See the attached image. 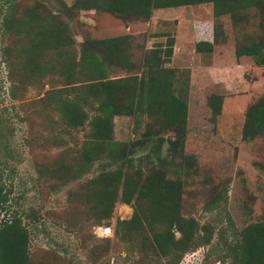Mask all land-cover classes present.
<instances>
[{"label": "rangeland", "instance_id": "rangeland-1", "mask_svg": "<svg viewBox=\"0 0 264 264\" xmlns=\"http://www.w3.org/2000/svg\"><path fill=\"white\" fill-rule=\"evenodd\" d=\"M72 1L0 0V169L10 189V209L27 229L26 264H170L180 251L175 264H222L219 258L237 232L264 220V135L244 141L240 134L245 108L264 92V65L233 53L243 38L264 35V26L257 25L252 9L244 23L232 24L227 14L213 18L210 3L155 10L151 19L134 20L103 11L73 12L68 9ZM215 24L221 37L212 51L195 52L194 43L211 38ZM45 32L51 37L44 39ZM116 36H125L119 42L120 64L98 44ZM166 39L172 40L173 58L162 66L174 70L172 89L182 91L186 104L182 143L170 145L173 131L159 114H142L133 126L127 85L109 119L110 139L128 143L129 170L139 167L142 178L151 166L161 167L166 178L178 177L177 213L197 223V242H178L172 254L162 255L146 224H116L130 219L132 202L116 200L109 219H100L105 193L102 199L93 194L109 184L103 180L86 187V181L115 165L104 155L113 150L93 137L91 124L101 116L97 108L107 94L99 81L125 77L126 84L133 83V75H145L148 53L162 49ZM213 94L221 96L215 116L208 106ZM71 103L82 112L79 124L67 113ZM149 133L160 134L159 146ZM88 154L96 157L89 162ZM183 157L193 165L177 171ZM84 165L87 172L79 169ZM144 212L153 229L156 220ZM101 226H109L111 235L102 236ZM204 234L207 243L200 240ZM179 237L174 230L173 239Z\"/></svg>", "mask_w": 264, "mask_h": 264}, {"label": "trees", "instance_id": "trees-1", "mask_svg": "<svg viewBox=\"0 0 264 264\" xmlns=\"http://www.w3.org/2000/svg\"><path fill=\"white\" fill-rule=\"evenodd\" d=\"M10 0H6L8 2ZM210 3V11L213 18L227 14L231 23L238 24L247 22L246 12L253 10L254 16L257 18V25L264 26V0H73L68 9L73 12L80 10L103 11L120 18L147 20L152 9L155 8H172L178 6L198 5ZM221 29L215 24L211 30V38L197 40L194 43L195 52H211L213 45L218 41ZM45 34L43 38L45 39ZM42 35L40 33L37 38ZM56 35V34H55ZM51 36L46 34V37ZM220 36V37H219ZM55 38V37H54ZM125 36L106 37L98 40V44L102 47L107 57H112L120 64L123 57L120 58L121 48L119 42ZM244 41L234 45V56H247L251 58L255 65H264V35H260L257 39H251L247 36ZM165 46L150 51L146 57V73H140L132 76L133 83L126 84L127 78H115L99 81L101 85L106 87V100L102 101L97 108L101 116L93 118L92 127L93 137L96 141L103 140L107 146L111 148L112 153L104 154L114 162L112 169L100 171L93 178L86 181V187L90 184L101 183L103 180L109 184L104 185L105 191H101V186L96 191L99 193L94 196L102 199L101 193H105V206L100 215V219L108 220L112 204L119 200L123 203L134 205V211L130 219H120L116 222L119 227H140L147 225L151 233L152 244L157 252L162 255L171 253V250L177 248L178 242L187 245L197 242L193 239L196 232L197 223L192 219H183L177 213V204L180 198L179 183L177 178H166V169L161 167H150L149 173L140 178L141 170L139 167L131 166V156L128 143H117L110 139L111 125L110 116L112 108L116 103L115 100L121 96L123 90L128 86L130 89V104L128 110L134 116V127L137 126V119L140 115L153 118L155 114L163 116L164 125L173 131V138L170 145L178 142L182 143L185 135L186 124V104L182 91L174 93L173 75L174 70L171 67H163L162 63L167 62L171 55L172 40L166 39ZM42 44V36L41 43ZM83 45H80V49ZM161 51L162 57L158 54ZM94 64L102 68L100 60L94 55L91 56ZM165 58V60H162ZM104 73H101L103 76ZM125 83V84H124ZM127 85V86H126ZM93 86V85H91ZM124 94V93H123ZM221 104V96L213 94L208 99L211 116L218 114ZM67 113L71 121L79 124L82 121V112L77 109L74 103L67 107ZM241 139L248 141L256 136L264 135V92L244 111V118L241 124ZM148 137L158 140V146L163 138L159 133L156 135L148 134ZM158 150L155 149V151ZM6 151V157L11 158L9 151ZM87 156V155H86ZM94 155L88 154V160L94 159ZM184 165L186 168L193 165L190 157H183L181 163L176 168ZM82 172H87L88 165L80 166ZM2 172L0 169V264H26L27 262V229L21 222V218L16 210L10 209L9 188L4 187L2 182ZM178 175V174H176ZM118 189L120 193L118 195ZM89 192V191H88ZM90 193V192H89ZM118 195V196H117ZM146 202L142 207L141 203ZM171 202V203H170ZM149 211L157 222L152 229V224L144 212ZM137 210L141 213L138 215ZM142 221H145L144 225ZM100 224V220L97 221ZM200 228H204L200 226ZM156 229V230H155ZM180 234L179 240L173 239V231ZM205 233V232H204ZM201 242L207 243L208 238L201 235ZM200 242V241H199ZM182 252V251H180ZM179 253H173L174 258L170 260L175 264L180 257ZM172 254V253H171ZM227 259V261H226ZM222 264H264V220L250 222L244 225L238 232L234 241L227 245L224 253L219 258ZM170 263V264H171Z\"/></svg>", "mask_w": 264, "mask_h": 264}, {"label": "built area", "instance_id": "built-area-1", "mask_svg": "<svg viewBox=\"0 0 264 264\" xmlns=\"http://www.w3.org/2000/svg\"><path fill=\"white\" fill-rule=\"evenodd\" d=\"M99 233L102 236H109V235H111V229L109 226H101V227H99Z\"/></svg>", "mask_w": 264, "mask_h": 264}, {"label": "crops", "instance_id": "crops-1", "mask_svg": "<svg viewBox=\"0 0 264 264\" xmlns=\"http://www.w3.org/2000/svg\"><path fill=\"white\" fill-rule=\"evenodd\" d=\"M178 7H180V6H178ZM162 9H165V8H155V9H152V11H155V10H162ZM152 11H151V13H152ZM150 19H151V14H150ZM215 46V45H214ZM213 46V47H214ZM171 59L173 58L172 56L170 57Z\"/></svg>", "mask_w": 264, "mask_h": 264}]
</instances>
